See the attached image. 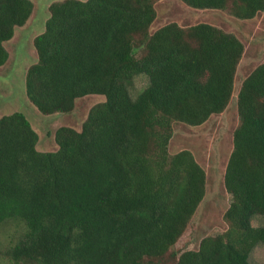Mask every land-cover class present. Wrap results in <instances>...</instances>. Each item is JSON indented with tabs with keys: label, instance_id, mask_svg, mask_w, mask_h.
I'll return each mask as SVG.
<instances>
[{
	"label": "trees",
	"instance_id": "16d2710c",
	"mask_svg": "<svg viewBox=\"0 0 264 264\" xmlns=\"http://www.w3.org/2000/svg\"><path fill=\"white\" fill-rule=\"evenodd\" d=\"M158 0H55L33 38L37 60L25 93L42 114L68 113L75 100L104 95L79 130L61 125L56 149L36 148L23 112L0 116V227L24 231L6 250L15 264H252L264 244V61L236 93L223 185L226 229L196 249L172 250L205 195L206 172L189 149L171 153L173 123L190 126L221 113L233 93L244 44L207 22L171 21L150 31ZM198 9L252 19L264 0H181ZM31 0H0L4 42L33 11ZM144 75L135 97L129 85ZM256 215L262 222L252 224Z\"/></svg>",
	"mask_w": 264,
	"mask_h": 264
},
{
	"label": "rangeland",
	"instance_id": "374dc122",
	"mask_svg": "<svg viewBox=\"0 0 264 264\" xmlns=\"http://www.w3.org/2000/svg\"><path fill=\"white\" fill-rule=\"evenodd\" d=\"M33 11L27 22L16 27L11 39L4 42L8 59L0 67V116L14 111L23 112L38 134L36 148L40 151L56 149L53 134L61 125L77 130L85 119L89 108L105 99L104 95L88 94L75 100L74 108L68 113L42 114L28 100L25 93V71L36 62L37 56L33 38L44 29L48 16L47 7L55 0H31ZM156 18L150 31L174 21L181 26L207 22L235 33L244 44L243 55L237 65L234 87L227 107L211 115L204 123L190 126L181 122L173 123L169 141L171 153L189 149L206 172V189L183 235L172 250L181 252L196 249L204 236L223 232L227 225L223 213L231 196L224 188V168L232 149V132L238 124L236 93L242 79L259 63L264 61V11L252 19H237L228 12L216 9H198L184 4L181 0H158L155 3ZM147 84L144 75L135 76L129 85L130 94L135 95ZM262 218L256 215L252 224L260 225ZM24 231L16 221L8 220L0 227V264H15L6 255V250ZM252 264H264V244L255 245L249 255ZM164 264H171L168 257ZM147 264V263H146ZM161 264V263H152Z\"/></svg>",
	"mask_w": 264,
	"mask_h": 264
},
{
	"label": "crops",
	"instance_id": "0c3cea01",
	"mask_svg": "<svg viewBox=\"0 0 264 264\" xmlns=\"http://www.w3.org/2000/svg\"><path fill=\"white\" fill-rule=\"evenodd\" d=\"M37 145V144H36Z\"/></svg>",
	"mask_w": 264,
	"mask_h": 264
}]
</instances>
